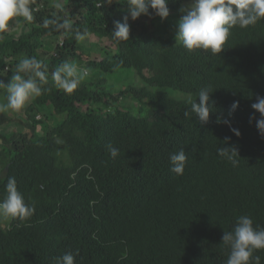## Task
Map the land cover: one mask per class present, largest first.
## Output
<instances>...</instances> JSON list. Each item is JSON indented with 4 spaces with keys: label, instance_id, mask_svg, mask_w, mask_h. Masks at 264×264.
I'll return each instance as SVG.
<instances>
[{
    "label": "trees",
    "instance_id": "16d2710c",
    "mask_svg": "<svg viewBox=\"0 0 264 264\" xmlns=\"http://www.w3.org/2000/svg\"><path fill=\"white\" fill-rule=\"evenodd\" d=\"M72 1L81 14L88 9L67 14L73 29L106 39L112 50L105 58L89 60L90 50L74 33L56 49L45 45L46 37L61 33L44 28L43 20L63 14L49 4L30 23L19 18L20 33L0 39V83L10 84L12 66L25 57L48 68V83L20 120L28 129L3 136L0 200L14 176L35 214L10 218L6 227L0 217V264H54L68 252L75 264H226L222 237L236 218L249 215L264 226V136L250 121L253 114L260 118L251 105L264 96V20L234 27L224 50L213 55L185 49L177 28L154 12L129 18L130 39L115 41L127 0ZM190 2L168 0L169 17L180 19ZM66 61L93 73L72 94L51 80ZM120 73H133L142 85L115 90L108 81ZM206 86L215 110L200 123L184 113ZM234 101L239 107L229 115ZM10 112H0V128L14 122ZM52 114L53 125L47 122ZM109 144L119 150L116 158ZM220 146L238 149L237 166L218 155ZM180 149L188 156L183 175L169 163ZM255 254L264 264V250Z\"/></svg>",
    "mask_w": 264,
    "mask_h": 264
},
{
    "label": "clouds",
    "instance_id": "9594fccd",
    "mask_svg": "<svg viewBox=\"0 0 264 264\" xmlns=\"http://www.w3.org/2000/svg\"><path fill=\"white\" fill-rule=\"evenodd\" d=\"M34 0H0V33H5L17 22V18H23L26 22L34 20V13L38 8L33 7ZM111 4V0H107ZM127 15L123 22L117 21L112 32L115 41H127L130 39L129 18L137 20L142 15L155 16L161 20L170 15L168 0H127ZM62 15L53 13L52 18H45L42 26L51 28L61 35L74 33L77 41H84L89 33L74 30L73 24L60 3H55ZM150 9L152 11H150ZM182 15L178 21L176 40L188 51L204 50L216 55L221 53L229 39L234 27L247 28L264 20V0H191L187 6L180 9ZM14 75L11 83H0V88L6 90V103H0V112L9 110L19 112L35 98L42 94V85L48 83V68L35 56L25 57L16 63L12 69ZM90 70L81 67L75 62H63L51 72V80L55 86L66 94L74 93L83 81L89 76ZM2 75V74H0ZM210 86H206L198 92L199 103L189 100L190 109L186 110L185 117H195L200 123H207L210 113L214 111V101H211ZM239 107V101H234L229 109L232 115ZM251 107L260 114L257 119L253 114L251 120L256 121V127L264 136V96H257L256 102ZM218 122L228 124L227 119ZM236 136L241 133L238 129H231ZM227 144V140L225 141ZM113 158L119 155V150L109 144L107 146ZM218 155L225 158L235 167L238 165L239 151L235 146H223L217 149ZM188 161L184 149L169 154L171 171L177 175H183ZM43 190V185L40 186ZM6 195L0 200V217L19 219L25 221L35 214L34 206L25 201L24 195L18 190L16 178L9 177L5 185ZM229 249L226 264H261V257L256 255L257 250H264V226L254 223L249 215H240L236 218L235 226L231 231H225L222 244ZM78 255V253H77ZM76 257L68 252L62 256L53 258L54 264H75Z\"/></svg>",
    "mask_w": 264,
    "mask_h": 264
},
{
    "label": "rangeland",
    "instance_id": "374dc122",
    "mask_svg": "<svg viewBox=\"0 0 264 264\" xmlns=\"http://www.w3.org/2000/svg\"><path fill=\"white\" fill-rule=\"evenodd\" d=\"M55 3H60L62 5L63 8H65L64 12H66L67 14H69L71 11L77 10L76 11V15L78 16H83L84 14H86V12H88V9H83L82 10V14L79 12V9H81L78 5L77 1H70V0H41L40 3H38L37 7L38 9H41L44 7L45 4H49L53 7V5ZM80 4V3H79ZM83 2L81 1V6H83ZM188 4H186L187 6ZM55 8V7H53ZM57 9V8H55ZM167 20H169L174 26L175 28L178 27V21L179 19H172L171 17H168ZM74 22V21H72ZM23 22H21L19 20V18H17V22L15 23V25L13 27L10 28V30L8 32L5 33H0V39L3 38L4 36L7 35H11V34H18L20 33V31L23 28ZM64 35L58 34L55 36H48L46 37L43 42L45 45H47L48 47L53 49H56L57 46H60L61 44H63L64 42ZM79 44H81L84 48H88L90 50V56H89V60H93V61H99L103 58H105L108 54H110L112 48L109 46V42L106 39H100L97 37V35H90L88 36L84 41H79ZM45 57H49L52 54H46V53H42ZM52 56H56L55 54H53ZM79 65V64H78ZM81 67H85L84 64L80 65ZM15 64L12 66V69H14ZM93 73L89 72V77H92ZM6 81V79H5ZM7 83H11V81L7 80ZM108 85L112 86L115 90H119L122 89L124 87H127L129 85H134V86H138L140 87L142 85L141 81L134 76L133 73H120V75L110 78L108 81ZM0 103H6L5 100L1 101ZM31 103V101L25 106V108H23L22 110H20L19 112H15L12 111L10 112L14 122L12 124L9 125H5L3 127L0 128V151L1 148L3 146V136L4 134H10L13 132H16L18 130H27L28 127L24 126L23 124L20 123V120L24 119V115L26 112V107L29 106ZM134 106H137V104L134 103ZM41 118L39 120H43L44 117L40 116ZM47 122L51 125H53L55 123L56 120V115H51L49 118H47ZM38 132L40 131V129H37ZM1 168V167H0ZM1 170V169H0ZM1 221L3 224V227H6L8 225V223L10 222V218H4L1 217Z\"/></svg>",
    "mask_w": 264,
    "mask_h": 264
}]
</instances>
